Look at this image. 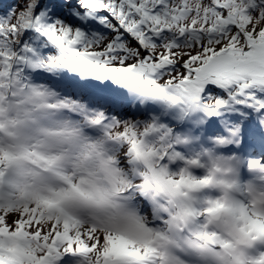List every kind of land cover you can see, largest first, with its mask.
<instances>
[{
  "label": "snow or ice",
  "instance_id": "6c2138e0",
  "mask_svg": "<svg viewBox=\"0 0 264 264\" xmlns=\"http://www.w3.org/2000/svg\"><path fill=\"white\" fill-rule=\"evenodd\" d=\"M0 264H264V0H0Z\"/></svg>",
  "mask_w": 264,
  "mask_h": 264
},
{
  "label": "trees",
  "instance_id": "16d2710c",
  "mask_svg": "<svg viewBox=\"0 0 264 264\" xmlns=\"http://www.w3.org/2000/svg\"><path fill=\"white\" fill-rule=\"evenodd\" d=\"M13 2H14V0H3V7L6 8Z\"/></svg>",
  "mask_w": 264,
  "mask_h": 264
}]
</instances>
